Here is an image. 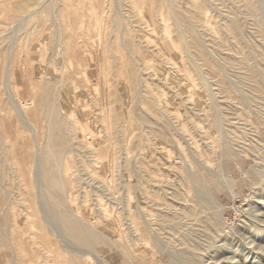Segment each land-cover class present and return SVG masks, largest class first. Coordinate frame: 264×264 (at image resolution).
Masks as SVG:
<instances>
[{
	"label": "rangeland",
	"instance_id": "obj_1",
	"mask_svg": "<svg viewBox=\"0 0 264 264\" xmlns=\"http://www.w3.org/2000/svg\"><path fill=\"white\" fill-rule=\"evenodd\" d=\"M262 173L264 0H0V264H264Z\"/></svg>",
	"mask_w": 264,
	"mask_h": 264
},
{
	"label": "bare ground",
	"instance_id": "obj_2",
	"mask_svg": "<svg viewBox=\"0 0 264 264\" xmlns=\"http://www.w3.org/2000/svg\"><path fill=\"white\" fill-rule=\"evenodd\" d=\"M21 114V113H20ZM22 115V114H21ZM21 115H19V116H21ZM22 117V116H21ZM24 117V116H23ZM23 121V120H22ZM26 121V120H25ZM259 158H260V160H262V156H260L259 155ZM259 160V159H258ZM259 160V161H260ZM258 168V167H257ZM256 175L257 174H259V173H261L259 170H257L256 172H254ZM262 174H264V173H262ZM260 176H262L261 174H260ZM47 178H49V181L51 182V184L53 185V186H56L57 185V179H56V173H55V171L54 170H49L48 171V174H47ZM227 188L230 190V191H232V188H231V184H230V186L228 185L227 186ZM196 191H197V189H196ZM199 192V191H198ZM200 192L202 193V196H200V197H198V199H197V205L199 204H203V203H205V202H208L210 205L211 204H213L214 205V207H216V213L220 216V214H222V210H223V208H224V206L222 205V203L220 202V200L219 199H217L215 196H209V195H207V193L205 192V189H200ZM215 209V208H214ZM53 215V214H52ZM61 216H62V218L64 219V220H66V221H68V223H69V225L68 226H70L71 228H76L74 225H75V221H73V219L68 215V214H66L65 212H62L61 213ZM28 219H30V218H28ZM211 220V219H210ZM218 220V219H217ZM207 221V220H206ZM220 223H222V222H220ZM227 223V222H226ZM212 225V224H211ZM218 226V225H217ZM67 227V226H66ZM69 227V228H70ZM78 227V229L76 228L75 230V234H76V236L80 239V240H82V241H84V242H90V243H94L95 241H98L99 240V236L97 235V234H94V233H90V234H83V227L80 225V226H77ZM257 228H259V230H263L264 231V227H259V226H256ZM211 228H212V226H211ZM214 228V227H213ZM212 228V229H213ZM216 229V228H215ZM256 229V228H255ZM1 230V229H0ZM211 230V229H210ZM207 233V232H206ZM95 244H98L97 242L95 243ZM100 244H102V242L100 243ZM104 245L106 246V245H108V244H105L104 243ZM104 245H102V247L104 246ZM95 246H98V245H95ZM206 247V246H205ZM176 253L178 254V255H176V257L177 256H179V257H177V258H179V259H176L175 260V262H174V264H187L186 263V259H187V256L185 255V253L184 252H180V251H176ZM208 255V254H207ZM188 260V259H187Z\"/></svg>",
	"mask_w": 264,
	"mask_h": 264
},
{
	"label": "crops",
	"instance_id": "obj_3",
	"mask_svg": "<svg viewBox=\"0 0 264 264\" xmlns=\"http://www.w3.org/2000/svg\"><path fill=\"white\" fill-rule=\"evenodd\" d=\"M219 199V198H218Z\"/></svg>",
	"mask_w": 264,
	"mask_h": 264
}]
</instances>
